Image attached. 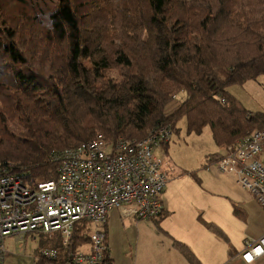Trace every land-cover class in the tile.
<instances>
[{
  "label": "trees",
  "instance_id": "1",
  "mask_svg": "<svg viewBox=\"0 0 264 264\" xmlns=\"http://www.w3.org/2000/svg\"><path fill=\"white\" fill-rule=\"evenodd\" d=\"M113 69L120 83L105 80ZM261 75L264 0H0V173L53 181L54 152L99 133L138 142L157 126L177 132L182 118L189 132L209 126L219 147L234 145L264 127V114L228 89ZM180 93L187 98L167 113ZM165 212L150 219L159 229ZM91 229L75 226L70 250L88 244ZM104 232L108 242V222ZM45 236L35 264H65L60 234ZM174 247L200 264L182 243ZM46 248L59 254L40 256Z\"/></svg>",
  "mask_w": 264,
  "mask_h": 264
},
{
  "label": "built area",
  "instance_id": "2",
  "mask_svg": "<svg viewBox=\"0 0 264 264\" xmlns=\"http://www.w3.org/2000/svg\"><path fill=\"white\" fill-rule=\"evenodd\" d=\"M175 132L171 126H157L138 142L123 138L111 142L99 133L89 142L53 153L58 165L53 181L34 182L12 172L0 173V264H4L8 237L22 239L35 233L50 238L60 234L68 252L65 264H104L110 255L104 227L111 210L143 220L164 212L163 194L178 168L158 151L171 143ZM223 149L216 169L233 176L264 209V163L260 159L264 127ZM84 221L92 227L89 243L72 251L75 226ZM58 254L55 248L40 251L44 258ZM262 256L264 238L247 244L243 254L247 262Z\"/></svg>",
  "mask_w": 264,
  "mask_h": 264
},
{
  "label": "crops",
  "instance_id": "3",
  "mask_svg": "<svg viewBox=\"0 0 264 264\" xmlns=\"http://www.w3.org/2000/svg\"><path fill=\"white\" fill-rule=\"evenodd\" d=\"M224 146L219 147V157L224 154ZM166 153V147L158 151L160 156ZM214 166L203 161L190 172L178 167L163 194L166 215L160 222L161 229L155 222L136 228L139 221L111 210L108 244L112 264H191L174 247L175 241L185 245L200 264H264V256L251 263L243 258L249 242L264 238V209L233 176L222 174ZM125 225L135 228L137 237L121 251L119 244L113 243V236L122 227L127 228ZM208 225L219 228L228 240Z\"/></svg>",
  "mask_w": 264,
  "mask_h": 264
},
{
  "label": "rangeland",
  "instance_id": "4",
  "mask_svg": "<svg viewBox=\"0 0 264 264\" xmlns=\"http://www.w3.org/2000/svg\"><path fill=\"white\" fill-rule=\"evenodd\" d=\"M85 65L89 69L92 67L90 62H85ZM121 75V69L109 70L105 72V80L120 83L123 80ZM228 92L240 101L248 111L253 114H264V75L259 76L255 80H250L245 84L231 86ZM186 98L187 95L185 93H180L167 107V113L170 114L176 110ZM177 130L170 145L166 148V155L180 169L188 172L194 171L202 165L203 161L204 163H208L207 160L209 158L221 153L219 146L213 139L209 126L201 134L192 133L188 131L187 120L182 118L177 123ZM261 154L260 158L262 157L261 160L264 162V149ZM147 222L154 221L140 220L139 223L136 222L137 226L135 225V227L137 228L139 224L145 226ZM125 227L127 226L125 225ZM121 229L117 234L114 233L113 243L119 244L120 250L124 251L125 246L128 247L133 243L137 237V232L132 227L125 229L122 227ZM6 240L4 264H35L37 262L35 260L37 250L41 249L42 244L47 241V237L35 233L25 236L22 239L18 236H12ZM84 249L87 250L88 248L86 247ZM120 250L117 253H120Z\"/></svg>",
  "mask_w": 264,
  "mask_h": 264
}]
</instances>
